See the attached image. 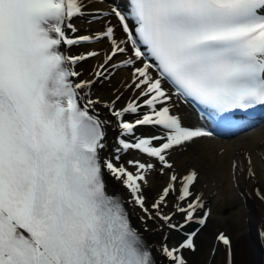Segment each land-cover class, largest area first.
<instances>
[{
	"label": "snow or ice",
	"instance_id": "obj_1",
	"mask_svg": "<svg viewBox=\"0 0 264 264\" xmlns=\"http://www.w3.org/2000/svg\"><path fill=\"white\" fill-rule=\"evenodd\" d=\"M104 4L0 0V264H189L186 253L197 252L210 210L195 191L199 173L177 174L170 156L215 134L207 123L185 126L173 96L210 110L202 120L225 125L264 108V0ZM85 17L102 26L76 35L74 21ZM98 43L107 48L64 51ZM96 57L102 61L92 76L80 79L76 66ZM117 71L128 72L131 98L120 104L119 89L110 101L96 97L94 85ZM113 120L116 147L106 155ZM132 151L143 159L122 160ZM247 165L254 177L250 156ZM166 172L149 205V177ZM106 176L128 195L110 194ZM129 206L142 213L143 232L151 221L163 233L155 250L133 226ZM192 224L199 227L189 232ZM171 233L181 239L170 244ZM259 238L264 243V229ZM218 247L223 264H235L224 231L211 256Z\"/></svg>",
	"mask_w": 264,
	"mask_h": 264
},
{
	"label": "bare ground",
	"instance_id": "obj_2",
	"mask_svg": "<svg viewBox=\"0 0 264 264\" xmlns=\"http://www.w3.org/2000/svg\"><path fill=\"white\" fill-rule=\"evenodd\" d=\"M112 0H105L103 8L107 10ZM99 7V6H98ZM90 18L85 17L74 21L79 32L76 35L90 34L98 31L101 21L89 22ZM115 23V20H113ZM107 48L106 44L86 45L84 44L83 52L91 49ZM67 52L68 47L64 48ZM72 52V51H71ZM102 57L94 58V65L100 63ZM127 71H117L111 80L98 82L94 85V95L104 101H110L114 95L118 94L117 90L123 92L120 104L130 99L131 89L126 88L125 82L128 80ZM91 77V76H90ZM88 77V78H90ZM110 85V89L100 90V85ZM175 114L179 115L185 126H198L200 120L188 109V107L173 99ZM100 115L109 120L113 118L107 115L106 110L101 109ZM133 117L128 116L131 120ZM110 126L108 131V146L106 155H112L109 145H115L116 131ZM139 133L149 134L153 130L150 128H141ZM252 159V169L254 177L247 175V157ZM139 158L136 152H131L129 159ZM123 160V158H122ZM170 161L173 163L174 170L177 174L183 175L190 169H195L199 173V181L195 187L198 194L205 203V208L210 210L208 222L196 237L197 252L186 253L189 264H223V248L218 247L216 255L213 257L210 252L215 244V236L218 232L224 231L233 241L235 264H264V243L259 238V232L264 229V202L256 196V189L264 192V126L260 130L247 132L234 140L215 141L213 139H199L188 145L187 150L173 149ZM234 164L238 168L234 169ZM160 176V181L165 187L168 182V173L160 175L153 173L149 177V187L151 188ZM109 191L127 196V191L122 185L107 177ZM145 188V196L149 197ZM149 204V200L147 199ZM171 210V202L169 208ZM133 226L140 228L143 236L147 238L151 247L155 250L162 242L163 233L156 230V225L149 221V231L143 232L142 225L138 219L139 209L133 210L129 206ZM199 227L198 224L189 226L188 231H194ZM167 229H165V232ZM181 239L176 233L169 235V243L173 244ZM155 258L159 261L162 258L159 253H155Z\"/></svg>",
	"mask_w": 264,
	"mask_h": 264
},
{
	"label": "rangeland",
	"instance_id": "obj_3",
	"mask_svg": "<svg viewBox=\"0 0 264 264\" xmlns=\"http://www.w3.org/2000/svg\"><path fill=\"white\" fill-rule=\"evenodd\" d=\"M83 47L84 45H80V46H76L74 48H72V54L73 55H80L81 53H83ZM94 58H90L85 62H82L80 64L77 65L76 69L78 72L82 73V76L80 77V79H86L90 76H92L95 68H94ZM106 89H110V85L108 83H106V85H100V90L99 91H104ZM110 151L113 152V149L115 148L114 145L110 144L109 145ZM135 152V151H132ZM131 152H129L126 155L122 154V158L123 160H127L129 159ZM149 187V186H148ZM164 188L162 182L160 181V176H157V179L155 181V184L150 188L146 189V192L148 194L149 197H147V199L149 200V204H151L160 194V192L162 191V189Z\"/></svg>",
	"mask_w": 264,
	"mask_h": 264
}]
</instances>
